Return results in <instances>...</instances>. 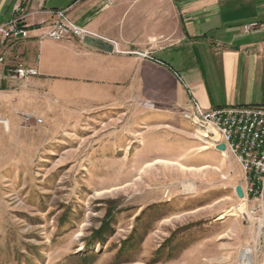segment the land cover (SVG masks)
<instances>
[{"label":"rangeland","instance_id":"1","mask_svg":"<svg viewBox=\"0 0 264 264\" xmlns=\"http://www.w3.org/2000/svg\"><path fill=\"white\" fill-rule=\"evenodd\" d=\"M99 92L0 74V264H264L235 156Z\"/></svg>","mask_w":264,"mask_h":264},{"label":"crops","instance_id":"2","mask_svg":"<svg viewBox=\"0 0 264 264\" xmlns=\"http://www.w3.org/2000/svg\"><path fill=\"white\" fill-rule=\"evenodd\" d=\"M19 1L0 0V27L14 18ZM31 7L67 10L76 25L108 41L42 40L46 29L39 26L18 42L0 38L7 82H19L11 78L15 68H35L33 85L89 83L100 96L106 91L123 100L107 103L153 102L185 124L180 113L191 99L205 110L264 107V0H34ZM41 20L51 21L41 14L31 19ZM254 23L259 27L243 31Z\"/></svg>","mask_w":264,"mask_h":264},{"label":"built area","instance_id":"3","mask_svg":"<svg viewBox=\"0 0 264 264\" xmlns=\"http://www.w3.org/2000/svg\"><path fill=\"white\" fill-rule=\"evenodd\" d=\"M112 5L114 0H104ZM34 0H20L14 18L0 27V38L4 41L18 42L29 38L30 28L39 26L46 29L40 36L42 40L87 41L100 39L108 41L98 34L76 25L67 15V10H49L39 7L32 9ZM46 15L51 21L41 20L33 24L36 15ZM259 27L258 24L243 26L249 33ZM4 57L0 56V63ZM38 75L35 68L20 66L15 68L11 78L15 81ZM190 120L204 124L212 137V144L224 145L225 152H230L237 159L244 175L243 197L240 198L243 218L252 222L259 233L264 232V107L233 106L213 110H204L197 100L191 99V110L182 111ZM30 119L29 116L26 118ZM0 125L8 127V121L0 113Z\"/></svg>","mask_w":264,"mask_h":264},{"label":"bare ground","instance_id":"4","mask_svg":"<svg viewBox=\"0 0 264 264\" xmlns=\"http://www.w3.org/2000/svg\"><path fill=\"white\" fill-rule=\"evenodd\" d=\"M183 119L188 122V124L193 127L195 133H197L200 137H202L204 140H206V145L209 144L212 148L218 150L219 146H216V144H212V137L210 136L209 131L204 127L203 123H200L198 121L190 120L187 115H182ZM193 133V134H195ZM223 152V151H222ZM241 264H251V250L247 249L243 252V255L241 257Z\"/></svg>","mask_w":264,"mask_h":264},{"label":"water","instance_id":"5","mask_svg":"<svg viewBox=\"0 0 264 264\" xmlns=\"http://www.w3.org/2000/svg\"><path fill=\"white\" fill-rule=\"evenodd\" d=\"M218 150L225 151V146L224 145H220L218 147ZM236 191H237V194H238L239 198H242L243 197L242 188L241 187H237Z\"/></svg>","mask_w":264,"mask_h":264}]
</instances>
